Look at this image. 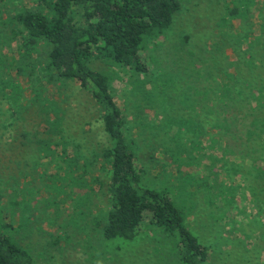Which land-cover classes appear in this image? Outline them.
Instances as JSON below:
<instances>
[{"label":"trees","instance_id":"16d2710c","mask_svg":"<svg viewBox=\"0 0 264 264\" xmlns=\"http://www.w3.org/2000/svg\"><path fill=\"white\" fill-rule=\"evenodd\" d=\"M28 1L27 5L20 3L10 19L19 43L10 54L0 56V145L8 149L15 142V149L30 146L23 161L14 159L9 178L16 184L21 168L28 165L34 170L40 164L37 160L43 161L47 155L64 168L68 164L69 172H76L81 164L94 173L105 168L107 205L94 219L99 242L94 241L101 254L109 242L114 248L111 255L101 257L103 262L206 264L207 247L191 233L193 227L178 206L186 196L195 189H207L209 204L218 200L217 206H234L237 214L244 213L248 205L256 206L254 213L264 208V43L245 41L252 32L264 34V26L241 0H216L222 7L213 28L219 40L209 43V74L204 78L209 88L202 89L200 101L192 100L190 116L182 109V116L170 117L164 131L159 129L164 142L158 150L166 164L154 159L155 177L144 168L136 141L141 126L146 125L144 119L139 117V125L133 118L130 121L114 101L109 66L128 71L133 85L136 76L149 74L151 59L162 47L182 0ZM226 47L230 53L225 52ZM100 64L107 67L102 69ZM17 76L23 77L22 83L14 81ZM149 81L150 85L140 83L139 90L151 91L152 79ZM67 82L82 90L88 105L98 112L95 121L102 140L95 143L92 157L80 143L61 135L59 102L48 105L42 97L45 83L60 90ZM30 107L39 117L37 126L17 132L15 121H22V113ZM152 111L153 118L145 120L153 128L159 115ZM57 134L60 139L55 138ZM194 163H203L209 177L189 172L187 167ZM5 165L1 163L2 168ZM4 195L0 186V264H47L42 248L49 243L55 249L63 248L62 239L55 236L51 243L41 238L38 247L35 241V249L29 244L27 228L21 232L23 217L15 222L4 216L14 207L18 210L23 200L9 193L4 201ZM28 220L25 217L27 227ZM69 243L65 241V248ZM258 250H264V233L258 237L254 255ZM258 264H264V257Z\"/></svg>","mask_w":264,"mask_h":264},{"label":"rangeland","instance_id":"374dc122","mask_svg":"<svg viewBox=\"0 0 264 264\" xmlns=\"http://www.w3.org/2000/svg\"><path fill=\"white\" fill-rule=\"evenodd\" d=\"M241 1L243 6H247L248 10L251 9L255 13L253 16L256 18V22H260L264 26V0ZM20 3L27 5L29 1L2 0L0 2V56L10 54L16 43H19L18 36L13 33L14 21L10 22V19ZM221 7V3L218 4L216 0H182L181 9L175 15L166 35L163 36L162 47L155 53V59H151L152 67L149 74L142 78H140L141 75L136 76V85L130 81L128 71L116 66H109L112 77L110 86L113 89L114 101L123 109L130 121L133 118L139 125V120L142 121L139 119L141 117L146 124L141 126L142 132L136 136V141L139 146L140 160L144 168L148 172L151 171L149 174L151 176L157 177L158 175L156 168L153 169L156 165L154 159L157 158L160 163L166 164L158 150L159 144L164 142L162 133L159 131L163 132L168 126L170 117L182 116V109L186 117L190 116L192 100L200 101L202 89L208 90L209 88L204 81V78L209 74V43L219 40L218 36L213 33V28ZM259 25L257 24V27ZM248 40L251 43H264V34L259 36L258 33L252 32V35H246L245 41ZM182 50L185 52L183 53ZM225 52H231L229 47H226ZM100 65L102 69L107 67L103 64ZM197 65L200 67L199 70L195 69ZM0 71H3V67ZM4 78L7 81V77ZM151 79L153 85L151 91H142V88L140 91L139 84L148 81L150 85L149 80ZM22 80L24 79L21 76L14 77L15 82L22 83ZM2 81L3 79H0V86L3 84ZM10 83L11 79L9 78ZM148 84L146 83L143 88L147 89ZM41 93L46 103L48 101V105L54 101L59 102L57 108H61L62 112H58L57 115H62L61 135L66 139H73L78 144L80 143V147H84V152L88 151L87 156L92 157L95 143L99 144L102 140L99 125L95 121L98 113L95 106L93 105L94 107L91 109L82 90L73 84L69 85V83L60 90L50 83H45ZM126 98L127 101H124ZM130 102L134 106L136 104L137 108ZM3 106L6 107L7 104L5 103ZM151 106L152 108H150ZM152 110H155L159 115L154 121L153 128L148 122L154 116L155 112ZM26 111L28 112L22 113L24 114L22 121H15L14 128H18L17 132L19 129H31L33 126H37L36 121H39V117H37L35 108L30 107ZM134 128L132 132L136 131ZM58 137L57 134L55 138ZM14 146L17 147V142ZM0 147L2 150L0 152V176L2 179L0 186L5 195L16 193L15 197L18 196L23 200V202H19L18 210L14 207L10 209L9 215H4L5 219H13L16 222L23 217L24 221L20 223L24 229L22 227L21 232L23 234L27 228L29 244L31 245L32 242L35 249L41 238L43 240L46 237L51 240V243H53L52 238H56L55 236L62 239L63 248L55 249V246L52 247L50 243L47 247L42 248L45 250L43 254L46 255L47 264H108L103 262L101 257L111 255L114 248L113 242H109L105 247L104 254H101L100 249H96L94 241H98V237H95L94 219L99 216V211L107 205L104 192L107 180L106 169L100 171L95 169L94 173L93 169L88 167L85 170L86 165L81 164L78 165L79 170L75 172L72 169L73 171L69 172L68 164L63 161L66 165L64 168L61 164L53 163L52 158L50 159L47 155L43 161L37 160L40 164L34 170L28 165L24 167L25 169L21 168L19 176H16L17 183L14 184L12 178H9L15 169L14 159L18 157L21 159L22 156L25 159V151H29L30 146L29 149L27 145H20L15 149L13 144L9 149L4 144ZM207 153H209V149H207ZM191 159L196 158L193 156ZM37 161H35L36 164ZM1 163L7 165L2 168ZM194 164L187 167L189 172L190 170L196 171L200 172L202 177H209L208 172L204 171L201 166V164L204 165L203 163ZM90 168L92 167L90 166ZM59 169L62 173L59 172ZM5 195L3 196L4 201ZM218 203L216 200L213 203L215 205L209 204L207 189H195L193 194L186 196L183 202L178 205L186 215L188 224L190 223V226L192 225L194 228L189 229L191 233L198 237L197 239H201L207 247L209 257L206 264H258L264 257V250H258L255 255L253 250L258 242V237L264 233V208H258L257 213H254L256 206L248 205L249 208L244 213H240L242 214L240 216L234 206H217ZM25 217L29 219L30 233ZM38 227L41 228L42 233ZM44 231L51 234L46 236ZM35 241H37V247ZM65 241L70 242L66 248ZM143 245L146 243L144 242Z\"/></svg>","mask_w":264,"mask_h":264}]
</instances>
